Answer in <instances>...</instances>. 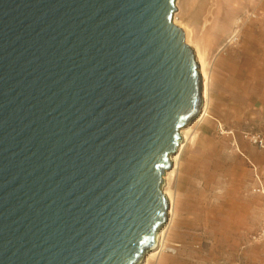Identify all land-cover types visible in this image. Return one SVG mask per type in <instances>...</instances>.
<instances>
[{"label":"water","instance_id":"1","mask_svg":"<svg viewBox=\"0 0 264 264\" xmlns=\"http://www.w3.org/2000/svg\"><path fill=\"white\" fill-rule=\"evenodd\" d=\"M177 0H0V264H140L203 110Z\"/></svg>","mask_w":264,"mask_h":264},{"label":"rangeland","instance_id":"2","mask_svg":"<svg viewBox=\"0 0 264 264\" xmlns=\"http://www.w3.org/2000/svg\"><path fill=\"white\" fill-rule=\"evenodd\" d=\"M176 7L175 24L205 63L210 116L182 130L164 184L169 220L140 264H264V148L253 140L264 139V0Z\"/></svg>","mask_w":264,"mask_h":264},{"label":"bare ground","instance_id":"3","mask_svg":"<svg viewBox=\"0 0 264 264\" xmlns=\"http://www.w3.org/2000/svg\"><path fill=\"white\" fill-rule=\"evenodd\" d=\"M175 23V22H174ZM186 36V35H185ZM187 42V41H186ZM200 73H201V77H202V80H203V92H202V98H203V101H204V105H203V110H202V114H201V119L202 118H204L205 116H207L208 115V97H209V76H208V73H207V71H206V69H205V63H204V61H201L200 60ZM199 117V118H200ZM182 133V132H181ZM183 134V133H182ZM185 138H187V137H185ZM187 141V140H186ZM183 143V142H182ZM185 143V142H184ZM183 146H185V145H183ZM183 146H182V148H183ZM180 147H181V145H180ZM180 147H179V149H180ZM181 148V149H182ZM183 150V149H182ZM179 151V150H178ZM178 153V152H177ZM175 156V154L174 155H171V157H170V159H171V161H172V164L174 163L175 164V166L177 165V163H176V157H174ZM179 157V156H178ZM178 159V158H177ZM173 168V167H172ZM170 171V170H169ZM168 173V172H167ZM166 173V174H167ZM165 174V175H166ZM168 175H169V173L167 174V176L165 177V179L168 177ZM164 193H165V196L168 198V200H169V202H170V205H171V203H172V199H171V197H170V194L168 193V191H164ZM172 207V206H171ZM170 213H171V211H169L168 210V214L170 215ZM161 237H162V233H158V235H157V238H156V245H155V247L153 248L154 250L155 249H158L159 247H160V245H161ZM152 249V250H153ZM151 250V251H152Z\"/></svg>","mask_w":264,"mask_h":264},{"label":"built area","instance_id":"4","mask_svg":"<svg viewBox=\"0 0 264 264\" xmlns=\"http://www.w3.org/2000/svg\"><path fill=\"white\" fill-rule=\"evenodd\" d=\"M253 140H254L255 143L259 144L261 146V148H264V139L262 137L256 136V137H254Z\"/></svg>","mask_w":264,"mask_h":264},{"label":"crops","instance_id":"5","mask_svg":"<svg viewBox=\"0 0 264 264\" xmlns=\"http://www.w3.org/2000/svg\"><path fill=\"white\" fill-rule=\"evenodd\" d=\"M245 90H247V91H248V90H249V88H248V89H245ZM216 113H217V112H216ZM216 115H218V114H216ZM208 116H210V115L208 114ZM206 117H207V116H206ZM206 117H205V118H206ZM205 118H204V119H205ZM214 118H215V117H214ZM216 119H217V118H216ZM248 155H249V154H246V153H243V154H242V156H243L245 159H248V160H250L251 158H250ZM250 161H251V160H250Z\"/></svg>","mask_w":264,"mask_h":264}]
</instances>
